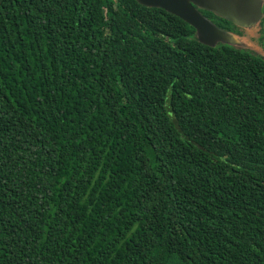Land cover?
Masks as SVG:
<instances>
[{
    "label": "trees",
    "instance_id": "1",
    "mask_svg": "<svg viewBox=\"0 0 264 264\" xmlns=\"http://www.w3.org/2000/svg\"><path fill=\"white\" fill-rule=\"evenodd\" d=\"M0 264H264V57L136 0H0Z\"/></svg>",
    "mask_w": 264,
    "mask_h": 264
},
{
    "label": "water",
    "instance_id": "2",
    "mask_svg": "<svg viewBox=\"0 0 264 264\" xmlns=\"http://www.w3.org/2000/svg\"><path fill=\"white\" fill-rule=\"evenodd\" d=\"M147 7L162 8L190 24L199 42L208 46L218 43L245 48L246 45L233 31L220 28L206 17V10L224 18L238 28H252L259 25L264 0H136ZM249 48V47H246Z\"/></svg>",
    "mask_w": 264,
    "mask_h": 264
},
{
    "label": "rangeland",
    "instance_id": "3",
    "mask_svg": "<svg viewBox=\"0 0 264 264\" xmlns=\"http://www.w3.org/2000/svg\"><path fill=\"white\" fill-rule=\"evenodd\" d=\"M259 28V25H256L252 28H241L242 35L237 36H239L246 47L251 48L252 51L264 57V44Z\"/></svg>",
    "mask_w": 264,
    "mask_h": 264
}]
</instances>
